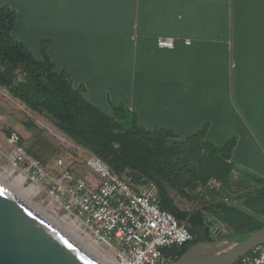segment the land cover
I'll use <instances>...</instances> for the list:
<instances>
[{
    "label": "crops",
    "instance_id": "crops-1",
    "mask_svg": "<svg viewBox=\"0 0 264 264\" xmlns=\"http://www.w3.org/2000/svg\"><path fill=\"white\" fill-rule=\"evenodd\" d=\"M39 40L95 102L130 93L147 124L235 141L227 184L163 182L178 209L225 202L261 218L243 201L264 186V0H39ZM207 218L214 237L235 233Z\"/></svg>",
    "mask_w": 264,
    "mask_h": 264
},
{
    "label": "trees",
    "instance_id": "trees-1",
    "mask_svg": "<svg viewBox=\"0 0 264 264\" xmlns=\"http://www.w3.org/2000/svg\"><path fill=\"white\" fill-rule=\"evenodd\" d=\"M17 24L15 7L0 3V86L95 153L132 187L146 182L156 185L160 208L186 222L193 235L191 242L163 249L165 254L177 259L192 243L217 239L209 215L234 229L233 235L218 238L242 240L264 227V186L256 194H244L243 206L261 217L256 218L225 202L206 206L199 202L193 210L182 211L163 184L183 189L194 181L204 186L211 178L227 184L235 146L232 138L218 142L203 135L205 126L181 135L171 128L147 124L130 93L111 90L103 103L95 102L87 87L58 65L45 40L35 49L29 48L18 37Z\"/></svg>",
    "mask_w": 264,
    "mask_h": 264
},
{
    "label": "built area",
    "instance_id": "built-area-1",
    "mask_svg": "<svg viewBox=\"0 0 264 264\" xmlns=\"http://www.w3.org/2000/svg\"><path fill=\"white\" fill-rule=\"evenodd\" d=\"M156 42L161 48L174 45L171 37L161 36ZM8 135V161L13 172L23 175V187L31 188L32 196L43 193L41 201L50 211L79 222L116 264H172L176 259L163 249L193 240L186 222L160 208L154 183L134 188L91 150L75 142L65 145L64 138L60 143L68 153L79 155L85 173L67 167L63 155L47 168L28 154L16 133L9 131ZM232 264H264V243Z\"/></svg>",
    "mask_w": 264,
    "mask_h": 264
},
{
    "label": "water",
    "instance_id": "water-1",
    "mask_svg": "<svg viewBox=\"0 0 264 264\" xmlns=\"http://www.w3.org/2000/svg\"><path fill=\"white\" fill-rule=\"evenodd\" d=\"M264 243V227L242 240L192 243L172 264H232ZM0 264H98L0 183Z\"/></svg>",
    "mask_w": 264,
    "mask_h": 264
},
{
    "label": "rangeland",
    "instance_id": "rangeland-1",
    "mask_svg": "<svg viewBox=\"0 0 264 264\" xmlns=\"http://www.w3.org/2000/svg\"><path fill=\"white\" fill-rule=\"evenodd\" d=\"M0 2H9L18 11L16 33L29 48L35 49L40 44L39 0H0ZM30 34L34 36L35 40L29 39ZM239 110L241 111L240 108ZM8 131L16 133L28 154L43 166L51 168L54 159L59 155H63L67 167L77 173H85V168L79 155L68 153L65 150L67 146L63 147L62 143H60V138L66 140L63 142L65 145L74 141L46 117L32 111L19 99L13 97L8 90L0 86V177L4 181L10 182L17 175V172H13V168L8 161V153L11 146ZM22 186H26V184L22 183ZM24 197L32 205L50 213L49 209L45 207V202L41 201L44 198L43 193L32 196L27 191ZM50 208L53 209L52 207ZM60 213H58V217ZM50 214L55 215L54 212ZM60 223L65 225L63 221ZM71 229L82 239H85L81 231L73 227ZM98 253L102 255L101 252L98 251ZM105 259L109 262L113 261L106 257Z\"/></svg>",
    "mask_w": 264,
    "mask_h": 264
},
{
    "label": "bare ground",
    "instance_id": "bare-ground-1",
    "mask_svg": "<svg viewBox=\"0 0 264 264\" xmlns=\"http://www.w3.org/2000/svg\"><path fill=\"white\" fill-rule=\"evenodd\" d=\"M24 181L23 175L17 174L15 178L10 181L6 182L0 177V183L5 186L8 190H10L13 194H15L17 197H19L23 202H25L29 207H31L36 213H38L42 218H44L48 223H50L54 228H56L61 234H63L70 242H72L76 247H78L82 252L87 254L90 258L95 260L98 264H116V262L108 255H105L103 250L96 244L94 241H92L89 237V234L87 231L83 229V227L77 222L75 219H71L64 216H57L55 211H50V213H53L55 215H52L50 213H47L45 210L40 209L39 207L32 205L29 200L25 199L24 194L28 191L32 195V189L31 188H24L22 186V183ZM47 208V207H46ZM49 209V208H47ZM65 223L61 224L62 221ZM71 227L75 228L78 231H81L84 235V238L82 239L76 232H74ZM102 253L100 255L98 251ZM106 258H109L113 261L109 262Z\"/></svg>",
    "mask_w": 264,
    "mask_h": 264
}]
</instances>
